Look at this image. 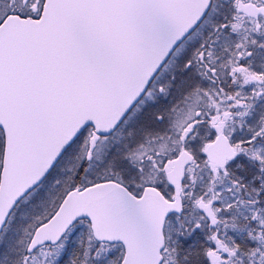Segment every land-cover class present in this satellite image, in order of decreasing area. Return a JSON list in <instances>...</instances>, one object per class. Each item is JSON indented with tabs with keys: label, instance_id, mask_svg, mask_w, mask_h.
<instances>
[{
	"label": "snow or ice",
	"instance_id": "obj_1",
	"mask_svg": "<svg viewBox=\"0 0 264 264\" xmlns=\"http://www.w3.org/2000/svg\"><path fill=\"white\" fill-rule=\"evenodd\" d=\"M0 264H264V0H0Z\"/></svg>",
	"mask_w": 264,
	"mask_h": 264
}]
</instances>
